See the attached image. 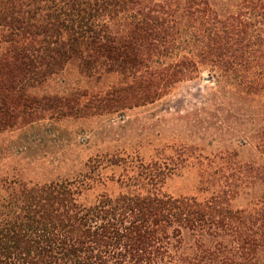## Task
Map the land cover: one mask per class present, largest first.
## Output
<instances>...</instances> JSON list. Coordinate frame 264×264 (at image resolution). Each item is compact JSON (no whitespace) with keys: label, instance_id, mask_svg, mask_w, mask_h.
Segmentation results:
<instances>
[{"label":"trees","instance_id":"obj_1","mask_svg":"<svg viewBox=\"0 0 264 264\" xmlns=\"http://www.w3.org/2000/svg\"><path fill=\"white\" fill-rule=\"evenodd\" d=\"M71 70L82 84L50 90ZM204 70L248 102L237 141L255 157L165 144L147 161L105 150L61 171L65 159L34 157L41 121L112 118ZM261 97L264 0H0V264H264ZM91 162L121 167L118 193L86 201ZM187 166L200 195L163 192Z\"/></svg>","mask_w":264,"mask_h":264},{"label":"rangeland","instance_id":"obj_2","mask_svg":"<svg viewBox=\"0 0 264 264\" xmlns=\"http://www.w3.org/2000/svg\"><path fill=\"white\" fill-rule=\"evenodd\" d=\"M61 78H65L63 83L59 81ZM75 82L82 84L71 70L51 81L49 87L56 90L63 84ZM218 89L215 79L204 70L196 78L176 84L170 94L156 103L125 109L112 118L41 121L36 132L42 137L43 144L36 147L34 157L46 156L52 161L49 168L60 165L55 159H65L67 163L55 171L78 169L90 157L91 160L95 156L101 159L105 150L118 149L121 154H129V158L138 156L147 161L155 157L157 150L165 144L171 145L164 148L165 153L171 155L175 154L173 148L179 144L198 145L204 154L215 152L218 145H228L240 159L255 157L256 150L251 143L240 145L237 141L246 126V117L243 116L248 102ZM260 101L264 98L261 97ZM18 134L19 131L4 136L2 144L16 141ZM89 164L92 176L99 177V180L85 192L86 201H94L102 193L116 194L121 190L117 181V176L122 173L121 167L114 166L112 170V167L96 162ZM40 171L41 167L32 168V173ZM112 171L114 176H111ZM198 183L197 167L187 166L167 177L162 191L174 197L200 195Z\"/></svg>","mask_w":264,"mask_h":264}]
</instances>
